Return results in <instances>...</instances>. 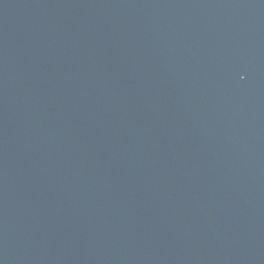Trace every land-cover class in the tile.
Instances as JSON below:
<instances>
[{"label": "water", "instance_id": "water-1", "mask_svg": "<svg viewBox=\"0 0 264 264\" xmlns=\"http://www.w3.org/2000/svg\"><path fill=\"white\" fill-rule=\"evenodd\" d=\"M0 264H264V0H0Z\"/></svg>", "mask_w": 264, "mask_h": 264}]
</instances>
